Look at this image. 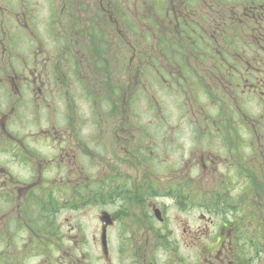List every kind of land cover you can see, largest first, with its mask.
<instances>
[{
	"label": "flooded vegetation",
	"instance_id": "af4514ba",
	"mask_svg": "<svg viewBox=\"0 0 264 264\" xmlns=\"http://www.w3.org/2000/svg\"><path fill=\"white\" fill-rule=\"evenodd\" d=\"M46 1L0 0V264H264V0H58L64 31L83 41L66 113L38 27ZM159 81L191 113L172 130L165 115L130 113L139 86ZM112 118L124 144L102 148L97 197L83 164L96 151L78 135ZM130 119L140 134L126 144ZM96 197L99 261L78 218Z\"/></svg>",
	"mask_w": 264,
	"mask_h": 264
},
{
	"label": "rangeland",
	"instance_id": "374dc122",
	"mask_svg": "<svg viewBox=\"0 0 264 264\" xmlns=\"http://www.w3.org/2000/svg\"><path fill=\"white\" fill-rule=\"evenodd\" d=\"M36 2H37L36 6L40 8V12L42 13L43 8H44L43 5L39 4V1H36ZM95 2L97 1L95 0ZM127 4H129L130 7H132L134 2L133 4H130L129 0H127ZM61 7L62 5L58 0H52L51 4H49L48 1H46L45 13L41 14V16L38 13V16L41 17L40 19H38V23H39L38 27L41 30L43 29L45 30V35L47 36V40H46L47 52H51L55 50V53L58 55L56 57L58 62L55 63V66L58 72H61V74L58 75V80L60 81V76L61 75L63 76V87H64V93L66 94V96L64 97L63 112L66 113V112L72 111V109L74 108L73 106H75V103H74V100L72 99L71 91L67 88V83L65 82V75H68V69H69L68 64H70L72 61L75 62L76 58L79 60V55L73 52V48L77 46L78 44H80V42L75 40V38H78L77 35L70 37L68 36L67 32L64 31V29L67 28V24H63L60 19L59 11ZM42 15L44 18L42 17ZM51 20H55V25L52 24ZM80 41L83 42L82 40ZM83 46H84V53L86 54L87 48L84 44ZM113 59L115 60V57H113ZM113 59L111 58L112 61ZM95 60L96 59L93 58V60H90V61L94 62ZM112 71L113 70L110 71V74L114 75ZM148 76H149V79H148L149 81L152 77L149 73H148ZM115 77H119V74L115 75ZM163 85L164 84L161 83V81H159L157 82V84L151 83V84H146L143 87L139 86L140 89L137 91V93L138 95L141 94V96L137 102L134 101L129 105L130 113L133 112V114L140 115L141 118H142V115H144L145 113L144 117H145L146 122L152 121L155 118V116L157 120L159 119L161 120L163 116L165 115V117L168 118L170 129L172 130L173 127H177L176 125H178L184 117L188 119L187 115L191 113H190V110H188V102H187L186 95L182 93H177L180 95V97H177L174 95L171 89L167 90V88L165 89V86ZM153 95L154 97H152ZM66 98L68 100H66ZM227 105L231 106V104L229 103H226V106ZM203 109H206V108H203ZM206 110L208 111V109ZM208 113L210 114V116H214V114L211 113L210 111H208ZM72 114L73 113H70V115ZM119 115L120 113L115 117H118ZM129 116L133 118L131 115ZM130 120H133L131 127L127 128L128 127V124H127L126 132H123L121 134V137L125 136L124 138L123 137L122 138L125 139L126 144L127 142L129 144L133 143L134 136L137 137V135L140 134V130H138L139 128L137 126L136 120L134 119H130ZM216 121L218 120L216 119ZM110 123H111L110 127H106L105 123L101 124L100 132H98L96 121H94V132L90 136L89 141L86 138V136H84V134H82L83 136L78 135L80 146H84V147L89 146L93 149L95 148V151H96V152H93L92 160L87 161L86 159H83V164L85 165L84 166L86 170L85 172L91 176L92 181L94 177V185H95L94 195L97 197L101 193V188H102L101 181L103 180V174H104L103 161H102V148H108L109 143H110V146L113 145L115 149H116L115 146L121 145V143L124 144V142H117V138L115 139V137L119 135L120 129L118 128L115 129V127H113L114 118L110 120ZM65 125L67 126L68 129H73L74 123L69 122L68 124H65ZM158 125L161 126V124H158ZM139 126L143 127L145 125L143 122H140ZM134 129H136L137 135L134 134V136L132 137L131 135H133ZM85 130L88 132L91 130V128L86 127ZM183 141H184L183 137H180L179 139H177L176 144L178 145L180 149H182ZM116 151L122 154V152L118 151L117 149ZM156 152H157L156 166L158 167V169L162 170L163 169L162 167L165 165L166 158L169 153H165V151L159 148L158 146L156 147ZM132 161L135 162L134 157L125 155L124 162H125V166H127L125 171H127V173L131 171L132 177L135 180V175L137 174V171H138V167L136 163H135L136 168L134 165H132L131 170L129 169V166L127 165V164H131ZM81 186L83 185H79L80 188L78 187L79 191H81ZM129 194L133 196L135 203H137L138 197H136L132 193H129ZM97 197L94 199L96 200L94 203L95 204L94 209H91L85 216L82 217L81 215H84L86 213L87 211L86 205H84V203H81L82 201H79L81 203V206L78 207L79 226L83 228L85 232L84 236H88L90 239H92V235H94L96 239L91 252L82 250L83 253H89V257L93 256V258H95L93 259V261H99L98 259L102 258L101 248L98 247L99 246L98 236H99V227H100V221H99V213H100L99 210L100 209L99 208H101V206L100 207L97 206L98 203L100 202V201H97L98 200ZM64 213H71L70 209H64Z\"/></svg>",
	"mask_w": 264,
	"mask_h": 264
},
{
	"label": "water",
	"instance_id": "95a60500",
	"mask_svg": "<svg viewBox=\"0 0 264 264\" xmlns=\"http://www.w3.org/2000/svg\"><path fill=\"white\" fill-rule=\"evenodd\" d=\"M102 219H103V217H102Z\"/></svg>",
	"mask_w": 264,
	"mask_h": 264
}]
</instances>
